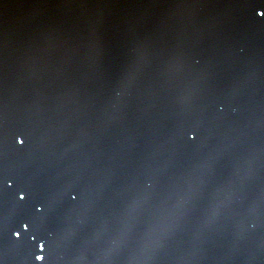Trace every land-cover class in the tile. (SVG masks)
<instances>
[{
    "label": "snow or ice",
    "instance_id": "1",
    "mask_svg": "<svg viewBox=\"0 0 264 264\" xmlns=\"http://www.w3.org/2000/svg\"><path fill=\"white\" fill-rule=\"evenodd\" d=\"M259 15L264 16V10ZM137 70L134 59L125 81L133 78ZM220 168V157L210 151L179 169L159 191L148 192L139 187L130 190L100 233L99 246L93 243L91 251L82 253L84 264L93 254L103 264H157L170 239L193 220L198 221L194 226L201 229L214 222L231 204L239 182L249 178L243 169L226 175ZM19 199L23 201L24 196ZM14 235L17 240L21 238L19 231ZM60 235L66 240L74 238L71 219L63 223ZM43 250L41 246L40 251ZM33 255L37 261L44 259L43 255Z\"/></svg>",
    "mask_w": 264,
    "mask_h": 264
}]
</instances>
